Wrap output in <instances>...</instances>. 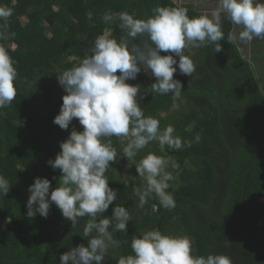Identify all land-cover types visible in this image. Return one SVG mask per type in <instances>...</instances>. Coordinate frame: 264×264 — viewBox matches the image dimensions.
<instances>
[{
    "label": "trees",
    "instance_id": "trees-1",
    "mask_svg": "<svg viewBox=\"0 0 264 264\" xmlns=\"http://www.w3.org/2000/svg\"><path fill=\"white\" fill-rule=\"evenodd\" d=\"M0 6L12 10L0 29L5 32L0 45L18 71L17 95L0 109V175L11 187L6 196L0 194V264H60L67 249L87 246L82 232L88 217L79 218L73 227L54 203L47 218L27 216L29 187L37 177L51 182L50 192L58 187L61 172L48 161L55 159L73 128L83 131L77 119L68 130L53 123L66 94L57 76L78 66L96 37L108 32L116 33L112 38L118 41L126 37L118 18L104 22L106 12L147 19L156 7H184L190 18L203 14L173 0H0ZM232 29L222 14V51L216 53L213 44L204 57L195 52L190 57L195 65L191 77L177 67L174 79L183 85L179 99L154 96L151 85L156 79L143 70L126 81L140 87L137 101L145 116L157 118L161 129L172 125L182 142L192 144L180 150L165 146L162 152L153 141L128 161L123 154L128 141L111 138L117 162L105 175L117 199L104 216L111 218L119 205L132 221L126 232H113L120 246L109 247L103 264H117L121 256L132 255L134 236L166 225L172 229L170 236L192 240L193 255L222 254L233 264H264V81L256 79L234 40H227ZM145 41L146 36H138L130 44L142 46ZM149 152L172 157L180 165L168 168L174 209L163 208L155 195L139 207L133 187L146 182L135 166Z\"/></svg>",
    "mask_w": 264,
    "mask_h": 264
},
{
    "label": "clouds",
    "instance_id": "clouds-1",
    "mask_svg": "<svg viewBox=\"0 0 264 264\" xmlns=\"http://www.w3.org/2000/svg\"><path fill=\"white\" fill-rule=\"evenodd\" d=\"M222 14L232 24L242 27L238 39L250 43L254 38H264V3L260 0H217L210 14L190 18L184 7H156L147 19L134 17L128 12H106L104 22L114 18L126 33L119 41L106 35L96 37L78 66L63 71L57 81L66 93L62 106L53 123L68 130L73 119L83 126V131H71L60 144L61 151L48 164L59 169L61 177L58 187L50 192L51 182L37 177L29 187L27 216L37 213L44 218L49 215L51 204H55L63 217L74 227L79 218L88 217L82 236L87 240L71 248L59 258L60 264H103L110 246L119 247L120 241L113 232H126L132 221L129 211L116 205L111 218L104 216L109 206L117 199V191L109 187L105 173L117 162V150L112 137L127 140L123 147L124 157L131 161L151 142H158L161 151L165 146L180 150L192 142H182L175 135L172 125L161 129L160 121L145 116L137 101L139 86L126 83L135 80L143 70L150 72L156 82L151 85L154 96L171 94L179 99L183 85L174 79L177 67L180 74L190 76L195 65L185 49L200 48L215 44V52L222 51L220 41L225 39L222 31ZM12 10L0 6V29L6 27ZM146 36L142 46L130 44V39ZM5 32L0 31V39ZM237 36L230 33L231 43ZM161 52L173 55H161ZM15 62L7 49L0 45V109L9 106L17 92L18 77ZM120 73L117 75V73ZM196 141L200 136L195 137ZM180 165L172 158L149 152L135 166L139 177L146 182L133 187L143 208L148 198L155 195L165 209H174L176 200L168 191L173 175L168 168ZM53 179H56L53 177ZM9 182L0 175V194L10 191ZM99 220L97 222V218ZM132 255L121 256L117 264H233L231 258L222 254L208 256L193 255L192 240L188 236H170L158 229L135 237L131 241Z\"/></svg>",
    "mask_w": 264,
    "mask_h": 264
},
{
    "label": "rangeland",
    "instance_id": "rangeland-1",
    "mask_svg": "<svg viewBox=\"0 0 264 264\" xmlns=\"http://www.w3.org/2000/svg\"><path fill=\"white\" fill-rule=\"evenodd\" d=\"M178 6L184 4H190L194 7H197V11L204 13H208L211 8H216L217 0H213L211 2L203 1V0H173ZM260 2L264 3V0H260ZM209 6L211 8H209ZM204 11V12H203ZM116 33L114 32H108L105 33L106 36L109 38H112ZM213 44H209L200 48H188L185 49V55L190 56L193 58L195 55V52H197L199 55L204 57L205 49L209 47H213ZM242 53L244 59L248 61V63L252 66V69L254 71V74L256 75L257 80L264 81V38H254L251 43H242ZM248 50V51H247ZM170 53L161 52V55H169ZM172 55V53H171ZM203 57H200L199 59H203ZM178 59V57H175ZM150 72L145 73V75H149ZM261 202L264 204V198L261 199ZM160 232L164 235H171L172 229L169 226H165L163 229L160 230ZM71 249V248H70ZM70 249H67L69 251Z\"/></svg>",
    "mask_w": 264,
    "mask_h": 264
},
{
    "label": "crops",
    "instance_id": "crops-1",
    "mask_svg": "<svg viewBox=\"0 0 264 264\" xmlns=\"http://www.w3.org/2000/svg\"><path fill=\"white\" fill-rule=\"evenodd\" d=\"M211 1H213V0H208L207 2H211ZM209 8H211L210 6H209ZM215 9V8H214ZM213 8H211V10L208 12V13H202L203 15H205V14H210L211 13V11L212 10H214ZM204 12V11H203ZM243 29H242V27H240V26H236V25H234L233 24V29H232V34L233 35H235V36H237V39H235L234 40V42H235V44H236V46L238 47V49H239V51L242 53L243 51H242V46H241V41L238 39V34H239V32L240 31H242ZM243 43V42H242ZM251 43V42H250ZM248 51V50H247ZM242 55H243V53H242Z\"/></svg>",
    "mask_w": 264,
    "mask_h": 264
}]
</instances>
